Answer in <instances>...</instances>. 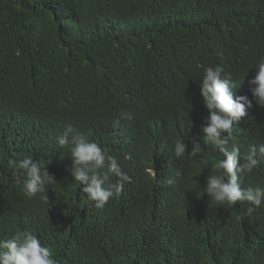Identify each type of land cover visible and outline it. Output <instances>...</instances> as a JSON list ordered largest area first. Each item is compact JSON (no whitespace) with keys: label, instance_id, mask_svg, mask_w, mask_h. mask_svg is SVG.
<instances>
[{"label":"trees","instance_id":"16d2710c","mask_svg":"<svg viewBox=\"0 0 264 264\" xmlns=\"http://www.w3.org/2000/svg\"><path fill=\"white\" fill-rule=\"evenodd\" d=\"M261 58L264 0H0V239L30 231L56 264H264V203L203 193L223 157L203 143L199 91L218 64L252 101L229 142L243 156L264 144L249 84ZM68 128L131 177L103 209L73 183ZM28 156L56 182L30 199L10 163ZM240 184L264 187V158Z\"/></svg>","mask_w":264,"mask_h":264},{"label":"clouds","instance_id":"9594fccd","mask_svg":"<svg viewBox=\"0 0 264 264\" xmlns=\"http://www.w3.org/2000/svg\"><path fill=\"white\" fill-rule=\"evenodd\" d=\"M254 78L249 81L251 93L258 106L264 107V58L256 64ZM221 65L203 67L199 91L203 105L207 109V118L201 129L203 143L212 145L222 155L214 167L216 174L209 175L203 193L219 205L235 206L237 202H246L251 213L264 203V187L242 188L240 174L252 173L264 158V144L252 146L243 156L239 147L229 146L233 123L247 115L252 101L246 96L234 98L232 83ZM124 119H132L128 112ZM57 144L66 148L71 167L68 169L73 183H76L85 199L96 209H103L110 199L118 198L124 184L131 182V177L122 170L116 157L111 156L88 136L66 129L57 137ZM195 144L193 151H199ZM183 139L174 143V155L179 159L186 155ZM17 175L23 173V193L32 198L38 193H46L55 182L40 162H33L31 156L20 161L10 162ZM203 163V161H201ZM180 172H177V176ZM115 178V179H113ZM173 184L171 178L165 181ZM46 199V196H45ZM0 264H56L52 249L42 246L40 240L30 231H17L9 238L0 239Z\"/></svg>","mask_w":264,"mask_h":264}]
</instances>
